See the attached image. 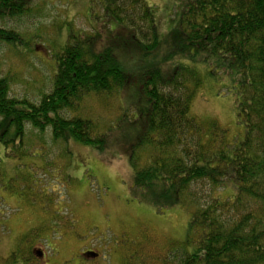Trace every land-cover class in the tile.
Masks as SVG:
<instances>
[{"label": "trees", "instance_id": "16d2710c", "mask_svg": "<svg viewBox=\"0 0 264 264\" xmlns=\"http://www.w3.org/2000/svg\"><path fill=\"white\" fill-rule=\"evenodd\" d=\"M35 1L0 0V44L24 45L14 26ZM87 1L90 20L102 28L68 25L49 93L37 103L11 97L8 78H0L6 158L10 149L42 156L25 152L29 128L50 131L55 145L73 140L102 157L125 156L132 199L189 214L179 264H264V0H178V23L163 40L147 0ZM209 80L234 92L242 137L193 115ZM117 93L130 101L107 130L79 111L89 96ZM138 254L123 264H147Z\"/></svg>", "mask_w": 264, "mask_h": 264}, {"label": "rangeland", "instance_id": "374dc122", "mask_svg": "<svg viewBox=\"0 0 264 264\" xmlns=\"http://www.w3.org/2000/svg\"><path fill=\"white\" fill-rule=\"evenodd\" d=\"M147 2L156 10L163 40L178 23L179 2ZM89 13L87 0L35 1L32 12L14 26L24 45L0 44V78H8L11 97L37 103L52 90L57 71L54 55L66 45L68 25L85 32L92 31L91 24L102 28V23H92ZM225 85L205 81L192 113L217 120L240 138L244 130L237 121L236 96ZM129 97V93L92 95L79 111L104 131L116 125ZM26 142L25 152L42 156L23 157L26 154L15 155L10 149L12 157L6 158L0 143V264H25L40 252L44 259L31 264H84L81 255L87 251L99 253L100 258L86 264H123L127 254L137 252L147 264L180 263L184 255L178 244L185 239L189 214L181 208L161 213L132 199L125 156L102 157L73 140L67 146L55 145L50 131L43 135L31 128ZM68 151L70 157L65 158L63 152ZM44 226L48 228L37 232Z\"/></svg>", "mask_w": 264, "mask_h": 264}, {"label": "flooded vegetation", "instance_id": "af4514ba", "mask_svg": "<svg viewBox=\"0 0 264 264\" xmlns=\"http://www.w3.org/2000/svg\"><path fill=\"white\" fill-rule=\"evenodd\" d=\"M41 254V252L39 253ZM42 255V254H41ZM45 255L43 254L42 257H40L41 259H44ZM82 261L84 264L88 263V261H96L99 260L100 258V254L95 252V251H87L84 254L81 255Z\"/></svg>", "mask_w": 264, "mask_h": 264}, {"label": "water", "instance_id": "95a60500", "mask_svg": "<svg viewBox=\"0 0 264 264\" xmlns=\"http://www.w3.org/2000/svg\"><path fill=\"white\" fill-rule=\"evenodd\" d=\"M39 257H41V254H37Z\"/></svg>", "mask_w": 264, "mask_h": 264}]
</instances>
